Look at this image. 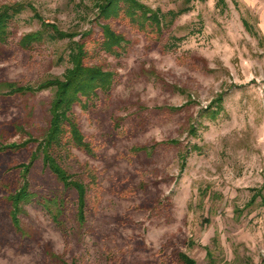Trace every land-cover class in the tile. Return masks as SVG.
<instances>
[{
    "label": "rangeland",
    "instance_id": "obj_1",
    "mask_svg": "<svg viewBox=\"0 0 264 264\" xmlns=\"http://www.w3.org/2000/svg\"><path fill=\"white\" fill-rule=\"evenodd\" d=\"M104 1L0 0L25 6L0 45V145L32 139L0 152V264H186L181 253L264 264V0H139L160 11L161 31L99 17ZM42 21L75 33L86 64L115 76L109 92L73 107L91 151L54 153L86 185V222L76 190L39 154L17 230L10 196L49 127L55 90L8 94L7 84L36 88L72 66L69 38L22 46ZM105 23L125 37L118 54L101 48Z\"/></svg>",
    "mask_w": 264,
    "mask_h": 264
},
{
    "label": "trees",
    "instance_id": "obj_2",
    "mask_svg": "<svg viewBox=\"0 0 264 264\" xmlns=\"http://www.w3.org/2000/svg\"><path fill=\"white\" fill-rule=\"evenodd\" d=\"M193 0H185L190 3ZM219 6L225 7V0H218ZM25 6L20 4L3 5L0 7V45L5 43L9 37V27L12 19L18 15ZM98 16L105 20L125 16L129 18L133 24L142 30L152 27V30H162V16L160 11L154 10L139 0H105L99 3ZM186 7L185 9H187ZM38 16V14H36ZM103 31V41L101 48L109 54H118V50L122 48L125 41L124 35L113 30L109 23L101 25ZM75 33L67 32L59 28L55 23L42 21V28L39 31L24 35L21 44L25 48L31 47L34 43L42 42L46 37L54 40H62L69 38L74 42V46L70 52V61L72 66L64 73L63 77H54L45 80L38 87H21L14 84H7L9 87L8 94L11 93H27L37 92L47 88H54V97L50 106V123L44 136L38 140L37 150L32 153V157L28 164H22V184L16 188L15 192L10 196L11 217L17 230H20V217L24 206L34 201L35 194L30 191L28 174L39 154L42 155L43 162L66 186L73 187L77 194L78 221L80 224L86 222L84 213L86 206V185L73 176L62 167L56 159L54 153L57 150H63L70 145L77 146L88 152L91 151V145L86 140L79 123L74 116L73 107L75 104H82L86 107L89 102L98 95V91L109 92L114 82V73L104 70L98 65H88L85 62L87 51L84 43L75 41ZM224 94H219L213 105L221 106ZM220 109V108H219ZM214 109L211 114L213 117L219 112ZM195 132L193 126L191 129ZM35 140V139H34ZM32 139H27L22 143H10L8 145H0V152L6 150L20 149L28 145ZM176 142V141H172ZM183 163L186 162V155L183 156ZM185 160V161H184ZM183 164V165H184ZM184 167V166H183ZM260 195V193H259ZM44 207L51 212L50 204H44ZM181 260L186 264H197L196 261L185 253L180 254Z\"/></svg>",
    "mask_w": 264,
    "mask_h": 264
}]
</instances>
